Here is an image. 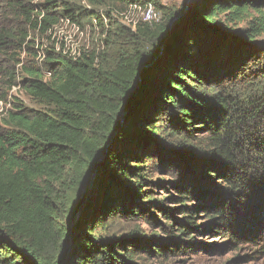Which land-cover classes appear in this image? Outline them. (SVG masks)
Wrapping results in <instances>:
<instances>
[{
	"label": "trees",
	"instance_id": "16d2710c",
	"mask_svg": "<svg viewBox=\"0 0 264 264\" xmlns=\"http://www.w3.org/2000/svg\"><path fill=\"white\" fill-rule=\"evenodd\" d=\"M72 1L0 11L44 30L79 23ZM145 1L163 19L130 28L138 45L113 69L47 50L20 80L4 70L40 107L14 98L0 120V264H167L205 232L264 248V0ZM28 36L0 26V54Z\"/></svg>",
	"mask_w": 264,
	"mask_h": 264
},
{
	"label": "rangeland",
	"instance_id": "374dc122",
	"mask_svg": "<svg viewBox=\"0 0 264 264\" xmlns=\"http://www.w3.org/2000/svg\"><path fill=\"white\" fill-rule=\"evenodd\" d=\"M157 1L161 5L175 10H186V7L192 5L193 2L191 0L188 4L189 0ZM39 2H42V0H34V3ZM72 2L75 8H80L76 12L79 23L61 18L58 23L44 30L40 27L35 29L20 22L13 23L14 15H10L7 18L0 11V26L9 24L13 27L23 26L27 28L29 35L27 42H29L28 45L31 48L30 51L26 47V50L12 49L9 50L8 54H0V94L3 91L6 92L7 97L5 99L11 102V107L14 98L25 101L28 106L33 108H39L40 105L38 102L30 99L31 97L21 87L15 89L7 87L5 83L7 77L4 73L6 68L11 71L17 69L16 76L20 80L22 78L20 67L23 63L25 65L37 66L41 63L45 51L55 50L59 52L64 51L75 57L86 51L94 52L97 56L99 67L113 69L119 62L121 55L131 51L138 45V40H134L128 30L130 28L136 29L133 27L136 20H138L137 26L141 23V10L139 8L126 7L122 10L117 9L118 12L115 10L114 13H108L107 10H99L98 16L97 14L91 15L85 13V8L82 4ZM157 10L160 14L157 21L160 22L163 19V11ZM262 38L264 39V35ZM34 52L37 55H32ZM16 57H19L22 63L17 64ZM155 176L162 177L159 173H156ZM158 217L163 220L161 213H159ZM170 222L173 223V220H170ZM141 225L145 229L150 228V225L147 223L141 222ZM192 235H195L196 246L190 248L184 255L171 258L167 264H264V248L260 244L242 243L235 248L229 244L230 240L225 235L219 236L218 233L212 234L211 232ZM253 251L261 252L253 253Z\"/></svg>",
	"mask_w": 264,
	"mask_h": 264
},
{
	"label": "built area",
	"instance_id": "2783aa9c",
	"mask_svg": "<svg viewBox=\"0 0 264 264\" xmlns=\"http://www.w3.org/2000/svg\"><path fill=\"white\" fill-rule=\"evenodd\" d=\"M129 7L131 8H139L141 10V22L148 21H157L160 17L159 11L155 7L152 1L145 0H136V2L132 3ZM124 15V13H122ZM138 20L134 22V28H136ZM19 85H14L12 88H20ZM7 99L0 100V117L5 116L8 113L9 108L11 107V102L6 101Z\"/></svg>",
	"mask_w": 264,
	"mask_h": 264
},
{
	"label": "water",
	"instance_id": "95a60500",
	"mask_svg": "<svg viewBox=\"0 0 264 264\" xmlns=\"http://www.w3.org/2000/svg\"><path fill=\"white\" fill-rule=\"evenodd\" d=\"M190 2H191V0H189L188 4H189ZM176 20H177V18L174 19V21H176ZM174 21H173V22H174ZM173 22H172V23H173Z\"/></svg>",
	"mask_w": 264,
	"mask_h": 264
}]
</instances>
